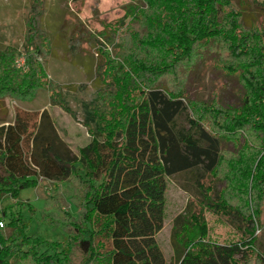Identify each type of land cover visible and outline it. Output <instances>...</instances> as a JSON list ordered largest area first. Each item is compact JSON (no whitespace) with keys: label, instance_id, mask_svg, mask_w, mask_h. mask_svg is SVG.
I'll list each match as a JSON object with an SVG mask.
<instances>
[{"label":"trees","instance_id":"16d2710c","mask_svg":"<svg viewBox=\"0 0 264 264\" xmlns=\"http://www.w3.org/2000/svg\"><path fill=\"white\" fill-rule=\"evenodd\" d=\"M32 1L39 10L27 18L31 51L24 69L16 68L14 50L0 49V99L24 101L46 87L36 57L48 50L49 41L41 23L42 0ZM242 6V0H131L126 17L138 28L128 29L119 55L105 52L96 99L82 108L90 139L77 153L47 110L32 123L19 113L0 122V220L5 222L0 264L70 263L67 223L52 219L50 212L48 219L60 221L64 235L44 239L29 231L22 213L29 205L18 200L19 192L41 179L80 193V203H73L72 237L81 264H166L155 238L164 221L166 180L189 172L198 176L200 214L186 210L174 218V264L248 262L264 198V17L246 25ZM207 49L217 52L221 69L237 76L244 90L240 106L192 100L177 79ZM241 132L252 146L245 143L248 153L227 162L229 188L244 197L236 205L204 180L222 163L220 140L236 143ZM54 194L47 196L49 207ZM6 199L17 208L4 205ZM204 210L222 213L238 239H211ZM256 255L264 263V256Z\"/></svg>","mask_w":264,"mask_h":264},{"label":"rangeland","instance_id":"374dc122","mask_svg":"<svg viewBox=\"0 0 264 264\" xmlns=\"http://www.w3.org/2000/svg\"><path fill=\"white\" fill-rule=\"evenodd\" d=\"M262 1L264 0H242L243 21L246 25L264 17ZM129 3L131 0H42L43 11L40 17L49 48L36 59L44 68L43 83L46 87L38 89L31 99L24 101L12 97L0 99V122L12 121L15 113H19L23 119L32 123L42 110H47L59 135L77 153L90 139L82 108L83 103L96 99L97 81L107 63L105 52L111 58L119 55L121 44L129 35L128 29L138 28L130 17H126ZM38 5H34L32 0H0V49L14 50V63L19 70L26 66L25 59L31 51L26 47L27 18L39 10ZM216 53L212 49L203 51L189 69L182 68L176 74L177 79L183 80L186 93L192 100H215L223 107H238L243 87L235 74L226 73L215 62L218 59ZM104 79L108 84L109 79ZM247 139L250 140L245 132H241L236 143L221 139L222 163L216 174L204 180L205 184L215 185L218 191L226 192L229 200L236 205H242L244 197L232 190V187L229 188L230 170L227 162L238 157L242 151L248 153L244 149ZM247 144L252 146L251 142ZM23 148L28 150L26 142L23 143ZM196 178L198 176L189 172L166 180L164 221L155 236L166 264H174L171 242L174 218L186 210L200 214L195 199L198 189ZM70 183L73 184L74 181ZM55 190L57 194H54ZM50 193L54 197L49 199V207L47 196ZM18 200L29 205L22 208V213L29 222V231L49 240L62 239L64 231L67 232L71 244L69 264H81L82 253L72 237L75 235L72 223L76 215L73 203H80L79 191H69L56 181L41 179L37 186L22 189ZM3 204L17 208L13 199H6ZM50 212H53L52 219L67 223L64 231L60 221L54 223L48 219ZM201 213L211 239L219 242L238 239L239 232L222 213L215 214L208 210ZM254 236V249L246 264H264L256 255L258 253L264 256V198L259 202V220Z\"/></svg>","mask_w":264,"mask_h":264},{"label":"built area","instance_id":"2783aa9c","mask_svg":"<svg viewBox=\"0 0 264 264\" xmlns=\"http://www.w3.org/2000/svg\"><path fill=\"white\" fill-rule=\"evenodd\" d=\"M5 227V222L3 220H0V228L3 229Z\"/></svg>","mask_w":264,"mask_h":264}]
</instances>
